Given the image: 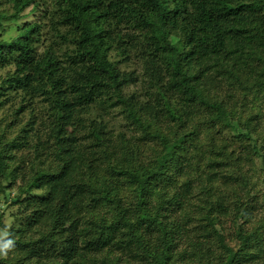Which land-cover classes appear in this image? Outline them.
Here are the masks:
<instances>
[{"label": "trees", "instance_id": "16d2710c", "mask_svg": "<svg viewBox=\"0 0 264 264\" xmlns=\"http://www.w3.org/2000/svg\"><path fill=\"white\" fill-rule=\"evenodd\" d=\"M0 29V264H264V0H0Z\"/></svg>", "mask_w": 264, "mask_h": 264}, {"label": "rangeland", "instance_id": "374dc122", "mask_svg": "<svg viewBox=\"0 0 264 264\" xmlns=\"http://www.w3.org/2000/svg\"><path fill=\"white\" fill-rule=\"evenodd\" d=\"M48 1L51 3L53 0L51 1L48 0ZM0 32H1V29H0ZM43 48H44V45L37 46V49L39 51L43 50ZM130 58H131V61L127 62V64L123 65L122 67L125 68L126 70L136 69L138 70L137 72L139 73V75H141V72H139L141 61L138 60L137 56H135L134 53L130 56ZM207 82H211L213 86L216 88V91L219 93H223L225 99H227L222 83L215 81L211 77L207 78ZM142 86L143 85L141 84V80H140L138 84L129 85L125 91L126 93L136 92V93L143 94V92L145 91V88ZM1 115H4V114H1ZM109 120H110L111 126L113 125L116 128H119V126L121 125L120 118L111 117L109 118ZM254 159H255V168H257L258 171L256 172V176L254 177V184L251 185L250 190H249V195H250L249 199L252 201V204H253V211H252V216L254 217L253 219H258L260 221L262 217L264 216V171H261L259 159L256 157ZM248 168H249V162L244 165L243 170L247 171ZM6 184H7L6 181L0 178V189L2 185L6 186ZM18 185H19V180H17L15 185H13L12 187H6L4 189V193L0 192V213L4 215L2 220L6 224L7 228L11 227L12 225H16V223L18 224V221L15 222L13 220L14 218L12 217V214H17L18 212L19 200L14 202V200L17 198ZM194 192H196L195 193L196 197L193 195L192 197L187 199V202H186V199L184 200L185 205H186L185 211L189 210V212L188 213L184 212V209L181 208L179 209L181 214L184 213V214H190L191 216H194L199 213V209H197L198 208L197 205L200 203V199L203 200L204 198H202L203 196L200 198V192L198 188L197 189L195 188ZM198 198L200 199L198 200ZM194 223L196 224L197 221L192 219V223L190 225ZM254 223L257 224L256 221H254ZM221 224L223 226L227 239L234 238L235 237V226L232 222V218L222 217ZM251 226H252L251 222L243 223L244 230H247V231L250 230ZM196 228L197 227L195 226H191V231H189L190 235L192 236L194 235ZM7 234H8V231H6L1 226L0 227V239H2L3 237L6 238Z\"/></svg>", "mask_w": 264, "mask_h": 264}]
</instances>
